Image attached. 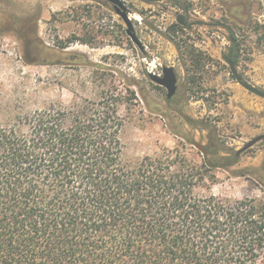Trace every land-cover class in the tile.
Listing matches in <instances>:
<instances>
[{"label": "trees", "instance_id": "obj_1", "mask_svg": "<svg viewBox=\"0 0 264 264\" xmlns=\"http://www.w3.org/2000/svg\"><path fill=\"white\" fill-rule=\"evenodd\" d=\"M176 98H166L170 109ZM123 102L108 92L0 120V264H264V196L213 193L215 170L241 157L222 156L211 137L191 159L195 139L176 133L175 149L132 160Z\"/></svg>", "mask_w": 264, "mask_h": 264}, {"label": "rangeland", "instance_id": "obj_2", "mask_svg": "<svg viewBox=\"0 0 264 264\" xmlns=\"http://www.w3.org/2000/svg\"><path fill=\"white\" fill-rule=\"evenodd\" d=\"M122 1L143 50L109 2L0 0V120L52 104L98 101L110 92L124 101L132 160L175 149L182 141L176 133L206 147L215 137L224 157L264 134V99L238 83L226 59L234 32L237 71L264 90V0ZM164 67L178 76L174 109L166 88L150 78ZM183 115L204 120L211 131L188 125ZM186 152L191 159L201 154L194 145ZM240 157L232 170H215L213 193L232 200L263 197L264 140ZM246 168L253 176L231 172Z\"/></svg>", "mask_w": 264, "mask_h": 264}, {"label": "water", "instance_id": "obj_3", "mask_svg": "<svg viewBox=\"0 0 264 264\" xmlns=\"http://www.w3.org/2000/svg\"><path fill=\"white\" fill-rule=\"evenodd\" d=\"M106 2L111 3L114 6L115 12L123 19V21L126 23L128 29L127 33L131 37V39L138 45V47L143 50V44L137 37L135 33V29L132 23V19L130 17V12L124 2L122 0H103ZM178 23L182 26L185 25V17L180 15L178 17ZM231 72L235 79L240 83L244 88H246L249 92L261 97L264 99V90H261L250 83L244 81V78L239 72L237 71V67L235 66L233 61L229 62ZM150 78L154 83H156L159 86H162L166 88L167 90V98L172 99L178 90V76L173 67H164L163 68V74L157 75L154 73H150ZM264 140V134L259 135L252 139L251 141L247 142L243 148L237 151V156L240 157L243 153L247 152L249 149L253 148L255 145H257L259 142ZM194 146L202 153L205 154L207 152V147L200 144L195 143Z\"/></svg>", "mask_w": 264, "mask_h": 264}]
</instances>
